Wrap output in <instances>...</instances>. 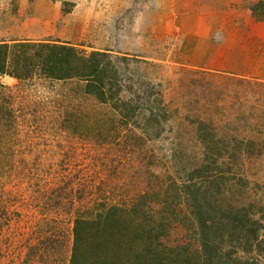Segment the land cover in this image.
<instances>
[{
  "label": "rangeland",
  "instance_id": "374dc122",
  "mask_svg": "<svg viewBox=\"0 0 264 264\" xmlns=\"http://www.w3.org/2000/svg\"><path fill=\"white\" fill-rule=\"evenodd\" d=\"M196 3L0 0V44L107 52L136 111L129 121L75 81L0 75V264H71L74 250L77 264H146V242L196 258L186 186L205 211L246 207L264 224V0L243 4L255 24L236 42L257 62L240 72L204 66L203 48L237 52L235 30L195 21ZM228 235L217 250L231 264Z\"/></svg>",
  "mask_w": 264,
  "mask_h": 264
},
{
  "label": "trees",
  "instance_id": "16d2710c",
  "mask_svg": "<svg viewBox=\"0 0 264 264\" xmlns=\"http://www.w3.org/2000/svg\"><path fill=\"white\" fill-rule=\"evenodd\" d=\"M35 72L50 80L75 81L85 94L94 97L99 104L110 107L129 121L134 118L136 111L122 97V80L107 52L92 50L85 53L67 43H17L11 46L0 44V75L22 80ZM197 172L199 178L205 177L204 172ZM193 178L192 176L190 181ZM186 187L190 196V199L187 198L189 215L193 217L194 225H197L200 254L196 258H188V250L181 246L175 250L169 246L163 247L158 242L154 246L146 242L143 255L146 264H228L227 261L232 260L229 254L222 255L217 250L225 242L226 233L231 241H237V262L231 264H259L256 261L257 256L264 255V224L255 219L254 214L246 207L225 210L222 214L205 211L202 203L204 194L200 197L198 195L200 188ZM176 197L181 198V195ZM174 213L173 211L171 214ZM169 219L163 215L160 228L165 226L163 221L165 223ZM123 222L121 224L125 225V221ZM146 238L152 240L147 235ZM75 251L71 264L78 262Z\"/></svg>",
  "mask_w": 264,
  "mask_h": 264
},
{
  "label": "crops",
  "instance_id": "0c3cea01",
  "mask_svg": "<svg viewBox=\"0 0 264 264\" xmlns=\"http://www.w3.org/2000/svg\"><path fill=\"white\" fill-rule=\"evenodd\" d=\"M245 2H242V0H198L200 3H196L197 10H199L198 14L192 15L194 17L195 21L203 22L204 19L210 18V16H213V19L209 21L212 22L213 25H219L221 27H224L225 24L232 25L234 28H232L235 35V42L234 46H237V52L232 51L231 47H225V45H214V46H208L206 49L203 48V54L204 58L207 61V64L204 66L210 68L211 70H225V71H231V72H240L244 71L246 69L245 62L250 61L252 64H254V59H256V52H244L242 51V45L239 43L237 45V29L242 24H255V18L254 15H250L248 12H245V8H243L244 3H252L255 0H243ZM171 4V3H170ZM247 7V9H249ZM246 9V10H247ZM244 16V17H243ZM225 23V24H224ZM264 25V22H262ZM257 25V23H256ZM261 28H264L260 24ZM206 29H203V32L205 34ZM207 33V32H206ZM222 34L226 35L225 31H221ZM262 33V32H261ZM264 38V34L262 35ZM239 39V38H237ZM241 39V38H240ZM250 50V49H247ZM244 52V53H243ZM247 58V59H246ZM239 59H245V62H241L237 65V60ZM253 60V61H252ZM236 61L233 66H229V62ZM257 62V61H256ZM245 68V69H244Z\"/></svg>",
  "mask_w": 264,
  "mask_h": 264
}]
</instances>
